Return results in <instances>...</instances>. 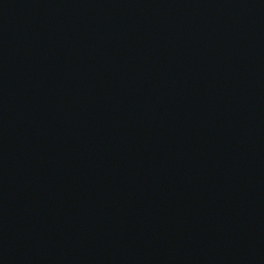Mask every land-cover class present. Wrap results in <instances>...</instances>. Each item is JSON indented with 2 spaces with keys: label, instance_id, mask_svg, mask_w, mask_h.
<instances>
[{
  "label": "water",
  "instance_id": "obj_1",
  "mask_svg": "<svg viewBox=\"0 0 264 264\" xmlns=\"http://www.w3.org/2000/svg\"><path fill=\"white\" fill-rule=\"evenodd\" d=\"M0 264H264V0H0Z\"/></svg>",
  "mask_w": 264,
  "mask_h": 264
}]
</instances>
